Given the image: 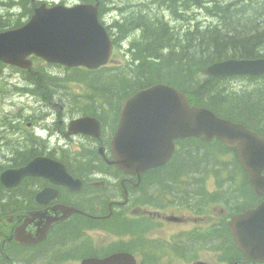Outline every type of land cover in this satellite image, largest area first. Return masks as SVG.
Instances as JSON below:
<instances>
[{
	"label": "flooded vegetation",
	"instance_id": "1",
	"mask_svg": "<svg viewBox=\"0 0 264 264\" xmlns=\"http://www.w3.org/2000/svg\"><path fill=\"white\" fill-rule=\"evenodd\" d=\"M44 2L47 1L30 0L27 4L19 5V18L13 23L23 24L29 20L36 7ZM47 3L54 5L56 2ZM0 17L5 18L2 15ZM15 67L22 72L32 73L33 67L30 70ZM56 96L53 93L36 94L41 110H37V116L31 117L34 120L28 122L32 128V132L29 130L32 134V149L21 156L15 154L6 157L5 164L0 165V177L4 170L26 166L34 158L44 156L65 165L75 183L61 184L44 175H28L16 185L9 186L0 179V264H82L90 257L104 258L124 251L132 253L138 262L146 264H153L151 259L161 252L181 254L185 264H245L247 255L238 248L231 226L237 215L257 208L264 196H257L258 203L251 206L220 207L217 205L219 202H216L201 210L193 203L188 205L194 208L191 217H187L184 212L180 216L171 214L172 211L186 208L181 195L184 180L168 188L152 180L154 173H147L161 170L166 165L147 169L138 175L114 162L116 157L112 142L123 104L117 114L108 106L100 109V112L88 113L80 109L83 106L67 109L62 102L63 97ZM83 103L92 105V101L86 98ZM24 116L20 115L19 118ZM84 116L99 121V135H94L93 127H88L92 133H72L69 130L73 119ZM8 118L15 121L5 126V130L16 134L15 123L22 120L10 115ZM41 121L47 122V125L38 135L36 129ZM46 130L49 131L48 135ZM2 133L0 131V139ZM1 142H6V139ZM214 184L209 193L216 197L219 186L216 182ZM199 191L198 188L196 193ZM61 206L75 207L78 211L54 221L42 239L28 240L27 233L35 235L39 226L45 225L42 217L41 220L28 222L29 217L46 211L53 212ZM171 207L173 209L170 211ZM156 215H160L163 221H187L191 225L183 227L170 239L161 241L150 235V220L156 225L160 223L159 219H155ZM130 238H133L134 249L132 245L125 248V242H130ZM174 246L179 249L175 250ZM253 264H264V261H254Z\"/></svg>",
	"mask_w": 264,
	"mask_h": 264
},
{
	"label": "trees",
	"instance_id": "2",
	"mask_svg": "<svg viewBox=\"0 0 264 264\" xmlns=\"http://www.w3.org/2000/svg\"><path fill=\"white\" fill-rule=\"evenodd\" d=\"M109 1L114 0H101V21L106 24L114 46L128 45L125 54L130 60L126 67L105 66L93 70L64 67L67 72L75 70L63 76L64 84L72 80L87 85L90 95L86 99L94 106L85 104L82 111L95 113L108 106L117 114L123 101L136 90L166 82L184 91L193 104L209 108L222 118L242 122L264 135V74L217 78L205 71L211 63L222 59L264 58V0H126V14L114 19L112 24L104 16L123 10L124 5L121 7L115 2L108 6ZM153 3L156 4L153 6ZM155 6L165 7L175 23L164 13L160 15ZM196 8L206 9L214 19L205 24L188 14ZM21 24L8 23L0 17V31ZM34 59L39 58L34 56ZM57 78L44 74V79L39 80L40 88L36 87L37 93L49 92L51 86L61 81ZM237 80L248 83L240 88L230 87L228 82ZM176 143L177 152L165 168L147 172L154 173L153 181L169 188L187 179L189 183H183L181 193L185 204L195 203L198 197L196 206L201 210L216 202L225 207L258 203L259 198L247 181L248 173L236 157L235 149L218 139L208 142L190 137L178 139ZM223 175H227L226 180L221 178ZM213 176L219 186L216 197L209 193L205 182ZM198 187L197 193L201 195L197 196ZM130 239L125 242L126 249L133 244V238Z\"/></svg>",
	"mask_w": 264,
	"mask_h": 264
},
{
	"label": "water",
	"instance_id": "3",
	"mask_svg": "<svg viewBox=\"0 0 264 264\" xmlns=\"http://www.w3.org/2000/svg\"><path fill=\"white\" fill-rule=\"evenodd\" d=\"M99 5L100 0L67 6H48L44 2L21 27L0 31V60L22 69H31L34 55L67 67L104 66L110 61L114 46L106 25L100 21ZM205 71L217 78L234 74L257 76L264 74V58L224 59L211 63ZM88 127L95 129V136L99 135L100 123L90 116L73 119L69 130L92 133ZM117 128L112 142L114 162L130 173L141 175L147 169L168 164L178 138L196 136L206 141L217 138L236 149L254 192L264 196V136L244 123L191 104L185 92L165 82L141 88L129 96L123 102ZM28 175H44L61 184L75 183L65 165L44 156L34 158L26 166L4 170L0 179L13 186ZM76 211L75 207L61 206L53 212L29 217L28 222L42 217L45 225L39 226L35 235L27 233L28 240L42 239L54 221ZM231 228L238 248L247 255L244 263L264 261V200L257 208L237 215ZM82 264L146 263L124 251L101 259L90 257Z\"/></svg>",
	"mask_w": 264,
	"mask_h": 264
},
{
	"label": "rangeland",
	"instance_id": "4",
	"mask_svg": "<svg viewBox=\"0 0 264 264\" xmlns=\"http://www.w3.org/2000/svg\"><path fill=\"white\" fill-rule=\"evenodd\" d=\"M18 3H15V2ZM23 1V3H21ZM30 0H0V15L4 16V19H8V23L18 20L21 6L27 4ZM43 0H40L42 2ZM50 3L55 2H66L69 4L77 3L81 0H45ZM108 6H112L115 2L119 6H123V10L117 9L114 11H111L109 14L104 16L105 21L112 24L114 23V19H121L123 18V15L126 14V3H128L126 0H114L113 2L109 1ZM125 2V4H124ZM156 3H153V6ZM13 5L12 7H10ZM156 7V6H155ZM155 7H152L155 9ZM159 9V14H163L164 16L167 15L168 20H170L172 23H175L176 21L174 18H170L169 14L166 13L168 11L165 7H156ZM166 10V11H165ZM164 11V12H163ZM188 14H191L194 16V18L200 19L202 23L207 24L208 22H211L214 18L213 16L206 11V9H200L196 8L192 11L189 10ZM186 20V19H185ZM186 22V21H185ZM128 48V45H117L115 47L112 61L108 64L109 67H126L128 66L130 58L126 56V50ZM34 66L32 68V73H28L27 71H21L15 66L11 67L7 64L0 63V131H3L2 133V139H0V165H4L6 162V157H11L15 154H25L27 153V150L32 149L31 148V141H32V128L29 127L28 122L30 120H34V117L36 115L37 110H41L40 102L37 100V95H40L36 91V87L40 88L39 80L38 78L43 77V74H49V76L52 75L61 78V81H59L58 85L51 86L49 92L43 90L41 94H56L58 97H63V103L65 106L71 107L73 106H85V104H82L83 99L88 97L89 91L87 88V85L85 82H78V81H72L68 82V85L64 84L63 82V76H66L67 73H74L75 70L65 71V68L62 66H55L50 65L47 61L43 59H34ZM33 75V76H30ZM44 78V77H43ZM57 78V79H58ZM57 83V81H56ZM230 87H242L244 84L248 83L245 81L237 80L234 82H228ZM26 85H29L26 87ZM57 97V98H58ZM14 102V103H13ZM13 103V104H12ZM12 104V106H11ZM49 109H53V107H49ZM54 109H59L58 107H54ZM82 109V108H80ZM11 116L12 118H17L22 121H16L15 126H17V133L13 134V132H7L5 130V126H8L10 124H13L15 120H12L8 118V116ZM20 115H25L24 117H20ZM28 116V118L26 117ZM32 115V116H31ZM47 125V122H40L38 125L36 132L38 131V135L41 134L43 127ZM4 126V127H3ZM31 132H30V131ZM47 135H48V130ZM6 142H1L5 141ZM29 153V152H28ZM21 156V155H20ZM176 172V171H174ZM223 180L227 179V175H223L221 177ZM196 180V179H194ZM206 185H208V191L211 192V189L213 188L215 182H217L216 177H209L205 180ZM182 183H189L187 179H184ZM194 183H196L194 181ZM196 185H199L196 183ZM185 186V185H184ZM199 188V187H198ZM202 196H200L201 200ZM206 199L203 196V200ZM198 197L194 199V202L197 203ZM200 203V202H199ZM214 204V203H212ZM218 206L222 207L220 203H217ZM186 208L182 207V210H176L172 211L171 214L179 215L184 212L187 217H191V210H194L191 206L184 205ZM213 206V205H212ZM191 207V208H190ZM225 207V206H224ZM173 208L171 207L170 211ZM199 209V208H197ZM156 220H160V223L157 225L150 220L151 225V236H153L155 239L165 241L166 239H170L174 233L178 232L183 227H190L191 224H188L186 222L180 223L179 221H163L161 219L160 215H156ZM152 222V224H151ZM192 222V221H191ZM193 223V222H192ZM187 225V226H186ZM131 237V236H130ZM111 238V237H109ZM161 251V250H160ZM170 255L166 254L165 252H161L159 256H156L155 259H151L153 264H185V261L183 260V257L181 254H173L172 252L169 253ZM208 254V253H207ZM206 254V255H207ZM141 256V255H140ZM143 258V256H141Z\"/></svg>",
	"mask_w": 264,
	"mask_h": 264
},
{
	"label": "bare ground",
	"instance_id": "5",
	"mask_svg": "<svg viewBox=\"0 0 264 264\" xmlns=\"http://www.w3.org/2000/svg\"><path fill=\"white\" fill-rule=\"evenodd\" d=\"M23 2V1H22ZM57 97V96H56ZM49 98V97H48ZM74 107V106H73ZM82 107V106H81ZM67 109H70L69 106L66 107ZM83 109V108H82ZM38 114V113H37ZM44 115V114H43ZM42 115V116H43ZM37 116V115H36ZM76 116V115H75ZM73 118V117H72ZM69 156V155H68ZM83 161V160H82ZM90 169V168H89ZM89 175V174H88Z\"/></svg>",
	"mask_w": 264,
	"mask_h": 264
}]
</instances>
